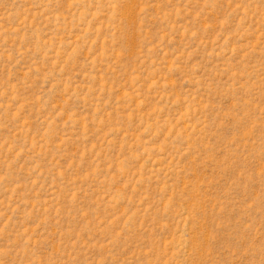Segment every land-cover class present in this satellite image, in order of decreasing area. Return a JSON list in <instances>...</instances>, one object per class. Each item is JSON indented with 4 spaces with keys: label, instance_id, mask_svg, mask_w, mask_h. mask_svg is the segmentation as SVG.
<instances>
[{
    "label": "rangeland",
    "instance_id": "obj_1",
    "mask_svg": "<svg viewBox=\"0 0 264 264\" xmlns=\"http://www.w3.org/2000/svg\"><path fill=\"white\" fill-rule=\"evenodd\" d=\"M0 264H264V0H0Z\"/></svg>",
    "mask_w": 264,
    "mask_h": 264
}]
</instances>
